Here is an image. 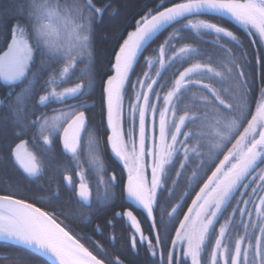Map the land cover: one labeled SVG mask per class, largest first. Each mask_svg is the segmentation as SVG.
Masks as SVG:
<instances>
[{
	"label": "snow or ice",
	"instance_id": "snow-or-ice-1",
	"mask_svg": "<svg viewBox=\"0 0 264 264\" xmlns=\"http://www.w3.org/2000/svg\"><path fill=\"white\" fill-rule=\"evenodd\" d=\"M109 8L112 0H71L70 4L64 0L63 5L61 0H10L9 7L0 10V29L5 37L0 48V81L18 87L0 98V106L6 109L0 114V163L13 162L34 176L39 160L29 144H42L51 152L47 146L61 142L71 154L63 181L78 205L85 202L91 212L101 210L106 201L123 200L128 207L131 201L139 207L143 220L134 215L135 208L126 212L113 209V220L127 219L131 232L125 237V245L134 256L143 251L146 264H264V78L259 92H254L246 71V50L225 49L220 43L224 37L232 41L238 38L220 24L197 19L205 13L227 14L264 38V0H184L162 11L150 10L114 52L109 73L99 85L90 74L87 78L78 76L80 82L62 92L48 90L49 84L63 80L78 63L92 59L94 28ZM54 21L71 25V51L50 40ZM173 25L214 33L215 43L227 56L220 58L217 67L192 63L173 73V77L178 76L174 82L171 77L166 79L160 71L166 62H190L200 55L197 47L189 44L177 49L170 35L159 44L158 55L153 53L155 60L151 55L143 57L148 51L145 45L153 36ZM138 55L150 71L141 68L142 78L137 76L133 81ZM61 63L62 71L58 69ZM32 79L37 84L43 79V86L31 89V104L23 103L29 91L24 84ZM97 87L101 89V115L106 121L105 146L121 168L97 180L93 197L76 159L81 133L94 119L89 106L71 105L62 111L64 119L55 123L40 106L53 99L60 103L79 101L94 95ZM192 125L197 130H192ZM177 166L180 171H176ZM190 169H194L192 176L198 177L197 182L171 209L167 220L163 216L157 219L163 193L175 196V189L167 188L170 181L177 184L172 174L181 177ZM193 194L195 199L185 214L186 200ZM53 198L59 199L58 191L53 192ZM40 203L42 206H36L34 197H26L19 190L0 189V239L35 249L48 257L50 264H126L121 253L113 255L102 243L92 242L90 250L82 242L84 238L60 219H69L65 213L43 207L51 199ZM229 209L231 215L220 223ZM145 222L146 230L142 229ZM107 223L114 226L112 220ZM105 240L109 247L119 242L115 234Z\"/></svg>",
	"mask_w": 264,
	"mask_h": 264
},
{
	"label": "trees",
	"instance_id": "trees-1",
	"mask_svg": "<svg viewBox=\"0 0 264 264\" xmlns=\"http://www.w3.org/2000/svg\"><path fill=\"white\" fill-rule=\"evenodd\" d=\"M182 2H184V0H163V2H161V0H112V8H109L108 11L104 13L103 21L98 23L94 28L92 59L90 61L78 63L75 69H70L69 73L63 77V80L58 78L56 82L52 84L60 85L57 88H60L62 92L64 88L73 87L76 83L80 82L77 79L78 76L87 78L91 74L95 77L97 85H99L101 80L106 79V74L109 73L110 63L114 60V52L118 50L123 39L127 38L128 33L135 30L137 21L144 17L150 10L153 12L162 11L166 7H171ZM61 3L63 5L64 0H61ZM67 3L70 4L71 0H67ZM9 4L10 0H0V10L9 7ZM113 9H115V11H113ZM109 13H111V15ZM197 19H204L212 23L220 24L221 26H224L226 30L232 31L233 35L238 38V41H232L229 38L224 37L221 39L220 43L225 46V49L228 47L233 49L243 47V49L246 50L248 54L246 71L249 81L252 83L253 91L258 93L261 87L262 78H264V42L259 34L254 31L249 32L231 16L225 18L207 15L200 16ZM53 26L55 31L52 33L50 40L54 44L59 45L62 49L71 51L74 47V33L71 25L64 26L62 24H57L54 21ZM2 33L3 29H0V48L4 47L5 37ZM69 35L73 36V40H69ZM170 35L174 37L173 44L176 45L177 49L185 44H189L197 47L200 52V55L190 62L185 60L166 62L162 76L166 79L171 77L173 82L178 78V76L173 77V73H177L184 68L190 67L192 63H210L211 66L217 67L220 63V58L227 56V52L215 43L214 33L207 31L197 33L184 28L183 25H173L160 32L145 45L148 51L142 53L143 57L146 59L151 55L153 60H155L156 55H158L159 44ZM154 52L156 55H153ZM168 55L171 56L172 53L169 52ZM137 65L136 75L132 76L133 81L137 76L142 78L141 68H143V71H150L149 67L139 55L137 57ZM156 67L159 68V64H156ZM58 69L62 71V63L58 65ZM44 79H47V77ZM43 82L44 80L41 79L40 83L37 84L36 80L32 79L26 84H24V82L21 83L29 89L24 97L23 103L31 104V89L36 88L39 90V88L43 86ZM49 85L47 87H49ZM49 89L51 90V88H48V90ZM192 91L194 92L195 89ZM8 93L10 92L6 90L2 95V98ZM41 94L43 95L46 93L42 92ZM129 95H131V93H129ZM188 95L189 98H191V93ZM100 96L101 89L97 87L94 95L80 98L82 103L89 106L91 115L94 117V119L87 122V131L84 132L82 151H84L86 145H88L93 137L97 140V146L101 148V137L104 136L106 123L105 118L101 115ZM40 107L41 111L48 116L42 105ZM4 112H6V109L1 106L0 114ZM190 127L194 131L197 130V126L195 125ZM232 143H235V140H233ZM228 147L230 148L231 145H228ZM38 160L41 169V175L38 178L27 176L19 170L13 162L0 163V189L9 191L19 190V192L26 197H34L37 201L36 206L38 207L42 206L40 201L51 199V203L44 204L43 207H55L57 211L65 213L69 219L65 220L63 216H61L60 219L63 220L74 233L84 238L82 242H85L90 250L93 249L92 242L97 241L108 248L110 252H113V255H115L116 252L121 253L126 258V264L129 260H131L133 264H146L147 258L142 257L141 253L139 256H134L128 252V249L123 248V245H125V237L129 236L130 233L124 231V226H120L118 223H116L118 231H113L112 226H109L107 223L109 220H112V218L105 213L106 207L103 206L104 204H102L101 210L95 211L92 216L85 219L77 218V213L80 212V210L79 207L76 206V200L69 195V190L65 189L63 186L62 174L65 171L60 170L57 165H54L51 169L50 175H48L43 155H39ZM261 167H264V165H261ZM176 171H180L179 166H177ZM192 171H194V169L186 171L181 177L176 176L175 173L172 174V179L176 180L177 184L173 185L170 181L167 188H174L175 196H171V193L167 191L163 193L160 207L156 211L158 219L163 216L164 219L167 220L172 207L180 199L185 198L186 194L191 191L192 185L198 180V177L194 178L192 176ZM200 186L202 187V184H200ZM54 191L59 192V199L53 198ZM196 191H198V188ZM64 194L67 198L66 202L62 199ZM194 196L195 195L193 194L190 199H187L186 204H189ZM116 201L120 202L121 200ZM233 206H235V201H233ZM230 215L231 209H229L228 212L225 213V216L221 218L220 223H224V220ZM182 217L183 216L180 215L179 219H182ZM239 219L240 218L237 215V221H239ZM253 219H256L255 216H253ZM175 226L177 227L178 223H176ZM97 227L101 229L100 232L94 231ZM218 229L219 225H217V231ZM241 231L243 230L241 229ZM112 234H115L118 237L119 242L109 247L105 237L111 236ZM171 234L173 237L175 236L174 232ZM168 247L170 249L171 245L169 244ZM113 249H115V251H113ZM0 264L50 263L23 247L0 242Z\"/></svg>",
	"mask_w": 264,
	"mask_h": 264
},
{
	"label": "flooded vegetation",
	"instance_id": "flooded-vegetation-1",
	"mask_svg": "<svg viewBox=\"0 0 264 264\" xmlns=\"http://www.w3.org/2000/svg\"><path fill=\"white\" fill-rule=\"evenodd\" d=\"M59 86L60 85L50 84L48 88H51V90L55 89L57 92H61L60 88H57ZM6 90L9 92H13V91H17L18 87L17 86H9V85L5 84L3 81H0V98H2V95L5 93ZM68 101L69 102H67V103H60L56 99H53L50 101H46L45 104L42 105L45 113H47V115H48L47 117L49 118L50 122L55 123V122L62 121L64 119V117L61 114L62 111H64L65 109H67L71 105H74L77 103H82L81 100L76 101V100L69 99ZM0 108H1V106H0ZM86 115H87V113H86ZM105 123H106V121H105ZM84 132H83V135H82V138L80 141V146L77 150L78 156L76 157V159L79 160L81 166L83 167L85 174H86V178H87L86 182L89 183V185L92 187L93 197H95V195L97 194L96 193V182H97V180H99L102 176H105L106 174L110 175L113 170L118 171L121 168V164L115 159L114 156H112L110 154V150L106 148L105 136L101 137V141H102L101 142V148H99L97 146V140L95 137H93L92 140L89 141L88 145H86V148L84 149V151H82ZM47 147L51 149V152L47 151L46 147L42 146V144H37L35 147H33L31 144H29V149L37 155V159H38L39 155H43L44 163H45L48 175H50L51 169L54 165H57L58 168H60V170L65 171V165L68 163L69 159L71 158V155H69L68 153L65 152V150L63 149V144L61 142H56L53 145L47 146ZM15 166L23 172V170L20 169L17 165H15ZM38 168L40 171V174H39V176H40L41 175V169H40L39 164H38ZM72 169H73V172L76 169L75 162L72 163ZM25 174L27 176H29L27 173H25ZM29 177L38 178V177H32V176H29ZM74 179H78V177H75V175H74ZM122 179L126 183V173L122 174ZM62 181H63V176H62ZM63 186L65 187V189H68L65 181H63ZM100 192L101 193L103 192L102 188L100 189ZM62 199L66 202L67 198H66L65 194H64V197ZM182 199H184V198H182ZM182 199H180L177 203H180ZM192 199H195V196ZM96 204H100V202L96 201ZM103 204H104L103 206L106 207L105 213L112 218V222L114 225V226H112L113 231H118V228L116 226V223H118L120 226L121 225L124 226V228H125L124 231H126V232L128 231L129 233L131 232V230L128 229V224H127L126 218L124 220H120L119 218L113 220V216H114L113 209L115 210V212H126L128 210H132L133 208H135L136 211H134V214L137 215L138 219L143 220V216L138 214L140 211L139 207L131 201L127 202V204L131 205V207L126 206L125 201H123V200H121L120 202H118V201H106ZM176 204L173 207H175ZM76 206L79 207V210H80V212L77 213V216H76L77 218L85 219V218L92 216L94 213V212L89 211L88 205L85 202H80V205L77 204ZM93 206L95 207V204ZM100 206H102V204ZM190 206H191V201L189 202V204H187L186 207L183 208V213L186 214L187 213V207H190ZM155 215L157 218V212ZM182 219H183V217H182ZM177 227H179V224ZM147 228H148V222L143 223L142 229L146 230ZM86 232H87V230H86ZM145 234L147 235V231H145ZM95 242H97V241H95ZM123 248L127 249L126 245H123ZM141 255H142V257H145L143 254V251H141Z\"/></svg>",
	"mask_w": 264,
	"mask_h": 264
},
{
	"label": "water",
	"instance_id": "water-1",
	"mask_svg": "<svg viewBox=\"0 0 264 264\" xmlns=\"http://www.w3.org/2000/svg\"><path fill=\"white\" fill-rule=\"evenodd\" d=\"M171 7H172V6H171ZM207 15H210V16H219V17H225V18L229 17V15H227V14H224V15H217V14H207V13L202 14L201 16H207ZM168 27H169V26H166V27L160 29V30H159V31L153 36V38H154L155 36H157V35H158L160 32H162L163 30H165L166 28H168ZM160 71H161V74H162L163 71H164V68H163V69H160ZM82 135H83V132L81 133V138H82ZM79 146H80V143H79V145H78V148H79ZM77 150H78V149H77ZM68 154L71 155L70 153H68ZM39 174H40V171H38L37 174L34 175V176H32V177H38ZM190 207H191V206H190ZM134 215H135V214H134ZM0 242H6V243H10V244H14V245H17V246L23 247V248H25V249L31 251L32 253L38 255L39 257H42L43 259H45L46 261H48V262L50 263V260H49L48 257L43 256L41 253H39V252L36 251L35 249H31V248L27 247L26 245L20 244V243H18V242H16V241L6 240V239H0Z\"/></svg>",
	"mask_w": 264,
	"mask_h": 264
},
{
	"label": "rangeland",
	"instance_id": "rangeland-1",
	"mask_svg": "<svg viewBox=\"0 0 264 264\" xmlns=\"http://www.w3.org/2000/svg\"><path fill=\"white\" fill-rule=\"evenodd\" d=\"M241 25V24H240ZM242 26V25H241ZM242 27H244V26H242ZM245 28V27H244ZM255 32V31H254ZM258 34V33H257ZM260 36V35H259ZM68 38H69V40L71 41V40H73V36L72 35H69L68 36ZM262 40H263V42H264V38H261ZM126 103H127V100H126Z\"/></svg>",
	"mask_w": 264,
	"mask_h": 264
}]
</instances>
